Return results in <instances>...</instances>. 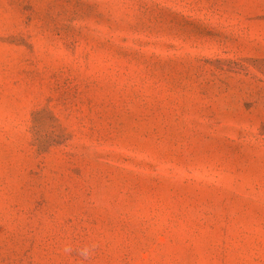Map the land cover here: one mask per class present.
<instances>
[{
    "label": "rangeland",
    "instance_id": "374dc122",
    "mask_svg": "<svg viewBox=\"0 0 264 264\" xmlns=\"http://www.w3.org/2000/svg\"><path fill=\"white\" fill-rule=\"evenodd\" d=\"M0 264H264V0H0Z\"/></svg>",
    "mask_w": 264,
    "mask_h": 264
}]
</instances>
